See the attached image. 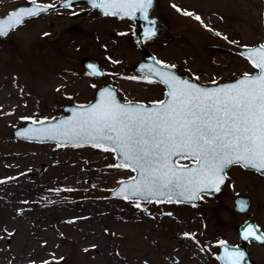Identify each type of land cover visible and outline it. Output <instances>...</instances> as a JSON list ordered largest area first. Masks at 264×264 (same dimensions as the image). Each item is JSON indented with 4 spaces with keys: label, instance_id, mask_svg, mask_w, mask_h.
Here are the masks:
<instances>
[{
    "label": "rangeland",
    "instance_id": "obj_1",
    "mask_svg": "<svg viewBox=\"0 0 264 264\" xmlns=\"http://www.w3.org/2000/svg\"><path fill=\"white\" fill-rule=\"evenodd\" d=\"M31 1L0 0V14ZM70 11L61 8L28 18L7 40L0 39V196L7 203L0 208V264H161L157 251L166 258L162 264H175L169 257L177 251L182 254L178 264H197L189 258L194 250L204 255L202 264H220L215 257L219 242L239 244V223L252 219L264 232V174L232 165L221 192L202 195L196 204L112 198L110 189L133 175L128 168L113 167V152L12 136L14 127L57 115L64 104L90 101L102 83L115 86L123 100L150 103L163 96L162 84L148 83L134 68L142 49L131 41L129 19L92 10L55 30V21ZM153 14L166 30L145 46L179 73L210 84L257 70L239 48L263 42V0H156ZM83 56L99 61L104 76L89 75L80 63ZM39 164L42 170L28 176ZM82 171L86 177L79 179ZM42 184L59 189L61 200L83 202L100 195L144 220L87 223L98 233L94 241L88 228L55 224L49 212L32 219L30 208L11 218V201H28V190ZM84 187L88 192L77 191ZM238 194L251 201L242 213L233 209ZM246 247L256 264H264L263 246L249 241Z\"/></svg>",
    "mask_w": 264,
    "mask_h": 264
},
{
    "label": "snow or ice",
    "instance_id": "obj_2",
    "mask_svg": "<svg viewBox=\"0 0 264 264\" xmlns=\"http://www.w3.org/2000/svg\"><path fill=\"white\" fill-rule=\"evenodd\" d=\"M71 2L67 0L64 7ZM91 3L94 8H101L104 15L132 16L140 11L147 19L152 0H91ZM32 4L33 7L20 8L0 22V36L25 19L54 7L38 5L35 0ZM177 11L182 10L177 8ZM183 14L193 16L190 12ZM194 18L201 20L198 15ZM145 35L150 39L154 32L149 30ZM246 58L258 70L256 75L245 73L235 83L212 89L178 79L163 70L174 65L157 60L155 63L161 67H149L148 74L158 77V82L167 87V101H159L152 107L121 104L111 90L104 89L98 103L80 106L81 110L75 112L71 120L47 128H27L18 135L66 140L72 146L89 143L92 147L118 153L123 163L113 167L131 168L139 174V178L133 177L123 191L117 193L125 199L142 197L152 202L151 198L156 197L158 202H162L159 198L172 202L174 197H182L196 200L208 190L220 191L227 178L226 169L231 165L264 170V45L250 49ZM89 68L93 74H98L93 65ZM145 79L153 82L148 77ZM58 146L61 145L58 143ZM180 159L192 160L194 166L178 167L176 162ZM135 206L139 208L140 204ZM249 237L264 242V233L256 235L252 226H248L243 235L245 240ZM219 243L224 245L225 241ZM244 257L241 251L226 249L220 259L225 264H240Z\"/></svg>",
    "mask_w": 264,
    "mask_h": 264
},
{
    "label": "water",
    "instance_id": "obj_3",
    "mask_svg": "<svg viewBox=\"0 0 264 264\" xmlns=\"http://www.w3.org/2000/svg\"><path fill=\"white\" fill-rule=\"evenodd\" d=\"M66 2H67V0H57L55 3H49V2L43 3V2L35 1L36 4L41 5V6L54 5V7L49 8L48 11L43 12L44 14H47V13L51 12L52 10L58 9V8H69V9L78 8L77 10L72 11L71 13L67 14L66 16L57 19L55 21V30H58L59 28H61L63 26H66L70 23H73L75 21H78L80 19L85 18L89 14V12L93 9L98 10L101 14L104 15V12L101 8H94L92 6L91 0H72L71 4L68 7H64V4ZM97 2H99V0H97ZM155 3H156V0H152L151 7L147 10V19L143 18L144 13H142L140 11H137L132 16H124L123 14H119V15H115V16L118 18H128L132 22L133 32H132L131 40L133 43L140 45L142 48L141 57L135 63V69L138 72L146 75L148 78L158 81V77H156L155 75L149 76L148 68L152 67L155 69V68H160L161 66L155 63V61H157V60L150 54L149 50L144 46L145 42L161 37L165 31V23L159 17L153 15V9H154ZM29 7H33L32 2L21 3V4L16 5L14 8H12L9 11L5 12L4 14L0 15V22L7 20L9 15L12 12L17 11L20 8H29ZM40 14H42V13H40ZM111 16H113V15H111ZM263 26H264V0H263ZM13 29L14 28L9 29L6 35L0 36V39H8L10 37ZM149 30L154 32V35H152V37L150 39L146 38V35H145L146 32H148ZM260 45H264V38H263V43H256L252 46H242L239 49V53L242 57L246 58L248 51L250 49L255 48V47H259ZM80 62L82 64V66L84 67V69L89 74L95 75V76H100V77L104 76V71L101 68V66L97 60H91L87 56H83L80 59ZM89 65H93L97 69L98 74H93L91 69L89 68ZM163 70L172 73L178 79L189 80L193 84H196V85L203 87V88H209V89L216 88L217 86H223L226 84L235 83L237 80H239L240 78H242L244 76V74H242V75H240V76H238L232 80L222 81V82H218L215 84H205L202 82H197V81L189 78L186 75L180 74L178 71H176L172 67H169L168 69H163ZM248 74L256 75L257 72L248 73ZM164 87H165L164 97L160 101H167L169 99V97L166 95V92L168 89L165 85H164ZM104 89L111 90L113 92V95L115 96L117 102H119L121 104H132V105L140 104L144 107H152L154 104L159 102V101H156V102H152L150 104H144V103H140V102L122 101L118 98L116 90L112 85H110L108 83H103L95 90L93 99L90 102L73 103V104L64 105L61 107V113L59 115L40 120V121H43L42 124L39 123L40 121H38L37 123H33V121H29L22 126L14 128L12 130V135L15 137L21 138V139H25V140L53 141V142L59 143L60 145H64V144L72 145L70 142H68L66 140L57 141V140L48 139V138H43V139L26 138V137H22V136L18 135V133L27 129V128H47V127L55 126V125L59 124L61 121L71 120L74 116V113L81 110L80 106L87 107V106L94 105V104L98 103L99 100L101 99V93L104 91ZM83 144L91 145L89 143H83ZM114 153H115V157H114L115 165L123 163V161L119 157L118 153H116V152H114ZM176 163H177L178 167L181 165H184L182 163H179L178 161ZM186 164L194 166V161H191V162L186 163ZM42 167H43V164H40L37 167H35L34 169L29 170L28 175H32V174L40 172ZM248 169H251V168H248ZM253 170H255V169H253ZM255 171H257V170H255ZM257 172H259L260 174H264V170L257 171ZM133 177L139 178L138 172L134 171V174L131 177H128L126 179H121L117 183V185L110 191V196L111 197L124 198L123 196H118L117 193L122 192L123 189L132 181ZM222 185L220 186V191L222 189ZM220 191L217 192V191H213V190H208L204 194L216 195V194L220 193ZM128 199H136V200L146 201L142 197H130ZM159 199H162V202H168L166 198H159ZM151 200L158 201V198L153 197V198H151ZM199 200H200V197L196 200H185L182 197H174L172 202H177V203L183 202V203L196 204L199 202ZM241 204L244 205L243 208H241ZM249 205H250V200H249L248 196L237 195L234 197L233 207L236 211H238V212L246 211L248 209ZM248 226H252V230L256 232V235L262 234V232L255 225V223L250 219H247L242 224H239L237 226V234L239 236L241 243L239 245H229L227 243H225L224 245L219 244V250L216 253V258L219 260V262L221 264H225V261L220 259V257H223L225 255L226 249L228 251L238 250V251H241L245 254L244 260L241 261L240 264H255L254 261L251 259L250 255L246 249V243L250 239L254 240L256 242L262 243V244H264V242H261L260 240H256L253 237H249V239L245 240L243 238V235H244L245 230L248 228Z\"/></svg>",
    "mask_w": 264,
    "mask_h": 264
},
{
    "label": "bare ground",
    "instance_id": "obj_4",
    "mask_svg": "<svg viewBox=\"0 0 264 264\" xmlns=\"http://www.w3.org/2000/svg\"><path fill=\"white\" fill-rule=\"evenodd\" d=\"M4 158L5 156H3V159ZM73 163L75 164L76 162ZM81 169L85 170L84 168ZM84 177H86V175L82 171L80 173L79 179ZM77 181L79 182V180ZM89 187L77 189V191L81 193L88 192ZM60 193L61 191L59 189L51 188L45 184L28 190L27 194L31 197L28 201L22 198L11 201L10 206L15 210L14 216L11 215V218H18L20 214L24 213L25 209L31 208V212L27 214L28 217L35 219L40 214L49 212L48 219L55 224L62 225L74 223L84 226L87 223L109 218L124 219L128 222H133V220H135L136 223L140 221L143 222L144 220L142 215H135L132 212H129V210H123L120 208V206H116L113 202L105 200L100 195H90L87 196L83 202H79L61 200ZM5 207H7V203L3 196H0L1 210ZM85 228H88L90 237L96 241L98 237L96 229L89 227ZM157 254L161 264L164 262V260L166 261V258L162 252L157 251ZM181 256L182 254L177 251L176 253L171 254L169 259L174 261L175 264H178L179 260H181ZM189 258H191L197 264H202L205 259L204 255L195 250L193 251V255Z\"/></svg>",
    "mask_w": 264,
    "mask_h": 264
}]
</instances>
